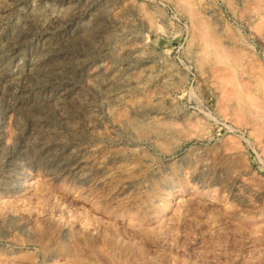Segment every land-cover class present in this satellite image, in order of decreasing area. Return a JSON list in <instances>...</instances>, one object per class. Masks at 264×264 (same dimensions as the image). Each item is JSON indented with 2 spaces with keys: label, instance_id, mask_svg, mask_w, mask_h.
Wrapping results in <instances>:
<instances>
[{
  "label": "rangeland",
  "instance_id": "374dc122",
  "mask_svg": "<svg viewBox=\"0 0 264 264\" xmlns=\"http://www.w3.org/2000/svg\"><path fill=\"white\" fill-rule=\"evenodd\" d=\"M0 264H264V0H0Z\"/></svg>",
  "mask_w": 264,
  "mask_h": 264
},
{
  "label": "bare ground",
  "instance_id": "6f19581e",
  "mask_svg": "<svg viewBox=\"0 0 264 264\" xmlns=\"http://www.w3.org/2000/svg\"><path fill=\"white\" fill-rule=\"evenodd\" d=\"M209 48H207V50H208Z\"/></svg>",
  "mask_w": 264,
  "mask_h": 264
}]
</instances>
